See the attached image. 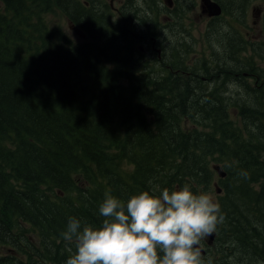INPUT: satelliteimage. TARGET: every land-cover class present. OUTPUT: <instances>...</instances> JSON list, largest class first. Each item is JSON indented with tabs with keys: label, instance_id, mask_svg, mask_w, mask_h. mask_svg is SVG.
Returning a JSON list of instances; mask_svg holds the SVG:
<instances>
[{
	"label": "trees",
	"instance_id": "1",
	"mask_svg": "<svg viewBox=\"0 0 264 264\" xmlns=\"http://www.w3.org/2000/svg\"><path fill=\"white\" fill-rule=\"evenodd\" d=\"M173 1L180 12L192 7ZM216 1L244 20L247 0ZM0 3V264H64L75 252L62 235L69 218L100 226L106 192L125 201L150 190L149 180L159 190L188 184L209 192L213 163L226 172L214 190L223 220L213 239L225 246L213 259L264 264V68L256 64L264 42L252 44L221 21L210 57L203 51L192 63L191 34L180 28L166 82L133 65L140 34L130 18L146 16L151 24L140 32L154 33L155 0H126L121 23H102L76 0ZM54 7L89 39L50 29L43 14ZM196 68L214 75L211 86L181 71L193 76ZM228 68L240 74L230 96L217 77Z\"/></svg>",
	"mask_w": 264,
	"mask_h": 264
},
{
	"label": "clouds",
	"instance_id": "2",
	"mask_svg": "<svg viewBox=\"0 0 264 264\" xmlns=\"http://www.w3.org/2000/svg\"><path fill=\"white\" fill-rule=\"evenodd\" d=\"M99 215L98 227L69 218L62 235L75 252L64 264H205L201 241L223 220L214 198L188 184L127 201L106 192Z\"/></svg>",
	"mask_w": 264,
	"mask_h": 264
},
{
	"label": "rangeland",
	"instance_id": "3",
	"mask_svg": "<svg viewBox=\"0 0 264 264\" xmlns=\"http://www.w3.org/2000/svg\"><path fill=\"white\" fill-rule=\"evenodd\" d=\"M106 1L108 3L109 0ZM124 1L125 0H120L119 4L123 3ZM247 1L248 7L245 14V18L242 22L236 19H231V17L227 14H223L222 20H216V25H209L210 20L208 22L207 19L200 18V0H192L191 10L186 11L181 18H177V16L173 12L159 13L157 16H155V19L157 20V26H155L154 29L155 32L156 30L162 31V35H166L167 39L160 41V43H155V45L150 48L151 52H149V50L142 51L139 47L138 58L133 62V65L139 67L138 71H149V73L154 76V80H156V78L161 77V74H163L164 77H167L169 79L166 82H169L173 78L172 75L168 72L160 71L159 68H161L165 62H169V60L172 58L170 52L172 51L171 47L176 41L175 33L179 31L180 28H185L190 32L193 50L191 54V59L192 63H194L196 60L202 57L203 51H205L206 57H210L207 45L208 40L213 39L211 38V34L214 33L213 28L217 27L221 21L225 20H230V22L233 24V30L235 34L241 35L245 40L251 42L252 44L264 42V0ZM159 5L166 6V3L164 0H159ZM172 6L178 8L176 13H179V9L183 6V4H174L172 0ZM232 7L233 9H235L234 6ZM43 16L45 23L48 24L50 29H62L65 33H67L68 36L71 35L70 37L73 38V42H78L79 40H81L80 38H78V33L75 32L76 28H70L69 21L58 8L54 7L51 12L44 13ZM155 32L152 33L151 36H154ZM150 56L152 57L150 58ZM156 59L162 60L159 64H156ZM257 59L258 62L256 64L264 68V44L261 56H259ZM194 71L198 77H201V75L203 74L206 75L205 69L203 68H196L194 69ZM231 92L232 91L225 92V94L230 96ZM231 116L234 120L236 119L238 121V116L236 115V112L234 110L231 112ZM193 127V125L189 124V128ZM216 164L220 165V163H213L212 165ZM215 183L218 184V174L216 172L212 180V188L207 193H209L214 199H217L216 194L214 193ZM0 252L4 251L0 250Z\"/></svg>",
	"mask_w": 264,
	"mask_h": 264
},
{
	"label": "flooded vegetation",
	"instance_id": "4",
	"mask_svg": "<svg viewBox=\"0 0 264 264\" xmlns=\"http://www.w3.org/2000/svg\"><path fill=\"white\" fill-rule=\"evenodd\" d=\"M76 1H77L79 6H85L92 13H94L97 18L102 20V23H108V22H112V21H114V23H116L118 20H119V23H121L120 19L123 17L121 14V11L124 9V3H126V0L121 4H119L120 0H109L110 2L108 1V3L106 0H97V4L93 3L95 0H76ZM134 1L137 3V6H141L142 0H134ZM136 3H134V4H136ZM155 3H156L155 9L153 11H151V13L149 14V17L152 20L159 13H167V12H169V13L173 12L176 16H180V18H181L186 11H189L192 8V7H190L188 9H185L184 12H180V10L182 9V7H181L179 9V13H176L178 8H176L175 6H181V5L172 6V4H171V6H169L165 1L166 6H160L159 0H155ZM173 3H174V1H173ZM132 6H134V5H132ZM199 6H200V4H199ZM221 8H222L221 14L218 16H214V17L207 16L205 13H202L201 9H200V12H199L200 18L207 19L209 22V20H212V18L219 17L223 14V6H221ZM125 9H127V8H125ZM103 10H107V12H103ZM164 11H166V12H164ZM69 23H70V21H69ZM129 23L131 24L130 27H132L134 29V32H139V34H140L139 35L140 42L138 44V48L140 47V50H142V51L149 50V52H151L150 48L153 45H155V43H160V41L167 39L166 35H162V31H157V30H156L154 36H151V34H147V33H146V35H143L140 31L142 29L146 30L147 26H149L151 23L148 21V18L146 19V16L141 15V13L137 14L135 17L132 16L130 18ZM73 24L75 26H79V22L73 23ZM83 33L85 34L84 37L86 39H89V35H87L85 31H83ZM136 52L139 54V51H136ZM151 57L152 56H150V58ZM158 58H159V56H158ZM161 60L162 59H156V61H155L156 64H159L161 62ZM164 66L165 67L163 68V65H162V67L159 68V70L164 71V72L165 71H169V72L173 71V69H171L167 65H164ZM229 69L230 68L221 69L217 74V77L220 80V86L225 88L226 91L227 90L232 91L234 89L236 83L239 81V75H240L237 70H235L232 74H229L228 73ZM190 70L189 69L181 70L182 73H184L185 78L188 81H192L193 79H195L196 82H198L200 80L204 85L208 84L209 86H211L213 84L214 75L211 74L210 72L205 73L207 76L203 74V75H201V77H198L197 74H195V72H193V71H192L193 72V76H192ZM177 71H178L177 69L174 70V72H177ZM244 74H247V73H244ZM129 174H130V172L128 171V175ZM149 182H150L149 183V189H150L149 191H152V192L158 193V192L162 191L164 188H168L170 190L179 188V186L176 184L173 187V189H171V186L167 185L166 187L162 186L161 190H159L155 187V182L153 180H149ZM128 186L130 187L129 182H128ZM134 194H137V193H131V196ZM131 196H129L127 199H125V201H127ZM214 236H215V232L212 234V238H210V236L206 237V238L202 239L201 244H200V247L203 250L201 252L202 259L205 261V264H213V263H216V264H220V263L221 264H239L242 259L235 258V257L213 259L214 256L218 257V254H220L219 248L225 246V244L219 245V244L214 243V241H213ZM234 252H232L231 254H234ZM220 255H222V254H220ZM248 263H250V261L245 260L244 264H248Z\"/></svg>",
	"mask_w": 264,
	"mask_h": 264
},
{
	"label": "water",
	"instance_id": "5",
	"mask_svg": "<svg viewBox=\"0 0 264 264\" xmlns=\"http://www.w3.org/2000/svg\"><path fill=\"white\" fill-rule=\"evenodd\" d=\"M165 1L169 6H171V4H172L171 0H165ZM200 9H201L202 13H205L209 17L218 16L222 12L221 5L215 0H200ZM79 33H80V36H84L83 33H81V32H79ZM212 168L216 171V173L218 174V176L220 178L225 177L226 172L219 165H213ZM215 192L216 193L221 192V188H220V186H218L217 183H215ZM210 238H212V234L210 235ZM201 250H202V248H201Z\"/></svg>",
	"mask_w": 264,
	"mask_h": 264
},
{
	"label": "bare ground",
	"instance_id": "6",
	"mask_svg": "<svg viewBox=\"0 0 264 264\" xmlns=\"http://www.w3.org/2000/svg\"><path fill=\"white\" fill-rule=\"evenodd\" d=\"M244 67V66H243ZM211 101V100H210Z\"/></svg>",
	"mask_w": 264,
	"mask_h": 264
}]
</instances>
